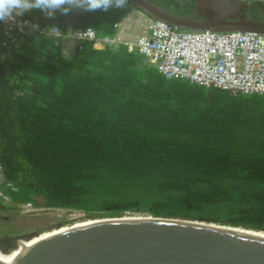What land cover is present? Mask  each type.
<instances>
[{
  "label": "trees",
  "instance_id": "1",
  "mask_svg": "<svg viewBox=\"0 0 264 264\" xmlns=\"http://www.w3.org/2000/svg\"><path fill=\"white\" fill-rule=\"evenodd\" d=\"M122 14L24 15L111 38ZM1 42L0 32V167L15 188L3 190L7 208L145 209L264 230V94L167 80L124 46L80 43L64 55L48 35Z\"/></svg>",
  "mask_w": 264,
  "mask_h": 264
},
{
  "label": "water",
  "instance_id": "2",
  "mask_svg": "<svg viewBox=\"0 0 264 264\" xmlns=\"http://www.w3.org/2000/svg\"><path fill=\"white\" fill-rule=\"evenodd\" d=\"M243 1L200 0L196 10L203 18L191 19L164 11L149 0H127L149 16L185 30L264 33V21L243 14L248 6ZM223 226L227 225L153 216L85 224L55 233L56 237L38 243L15 264H264L263 237ZM38 236L34 231L0 235V251L8 254Z\"/></svg>",
  "mask_w": 264,
  "mask_h": 264
},
{
  "label": "built area",
  "instance_id": "3",
  "mask_svg": "<svg viewBox=\"0 0 264 264\" xmlns=\"http://www.w3.org/2000/svg\"><path fill=\"white\" fill-rule=\"evenodd\" d=\"M115 24L113 37H98L92 27L67 24L60 28L42 27L25 15L9 23L0 22L2 45H14L27 36L52 37L55 49L71 55L80 43L96 50L124 46L138 54L165 79H183L190 83L226 90L236 94H264V33L255 31L185 30L155 19L127 2ZM15 189L4 182L0 167V201L10 202L4 189ZM16 208L28 216L42 208L18 203ZM55 209V208H51Z\"/></svg>",
  "mask_w": 264,
  "mask_h": 264
},
{
  "label": "rangeland",
  "instance_id": "4",
  "mask_svg": "<svg viewBox=\"0 0 264 264\" xmlns=\"http://www.w3.org/2000/svg\"><path fill=\"white\" fill-rule=\"evenodd\" d=\"M264 3V0H260ZM259 1V2H260ZM6 204H3L5 206ZM42 208L38 210L36 216H28L29 212L24 213L15 207L10 209L7 207L0 208V232L5 231L4 228H8L10 232L15 233H26V232H37L40 236V240L43 239L44 235L52 234L54 225L61 226H73L77 222H82L87 219H107L112 218L111 215L107 214H87L82 210L63 209V208ZM145 210V209H143ZM134 211L127 212L119 216L122 218L117 219H137V218H150V214L146 211ZM152 217V216H151ZM116 219V218H115Z\"/></svg>",
  "mask_w": 264,
  "mask_h": 264
},
{
  "label": "clouds",
  "instance_id": "5",
  "mask_svg": "<svg viewBox=\"0 0 264 264\" xmlns=\"http://www.w3.org/2000/svg\"><path fill=\"white\" fill-rule=\"evenodd\" d=\"M126 5L127 0H0V22L9 23L34 9L53 18L57 12L65 16L73 11L107 12L111 8H123Z\"/></svg>",
  "mask_w": 264,
  "mask_h": 264
},
{
  "label": "flooded vegetation",
  "instance_id": "6",
  "mask_svg": "<svg viewBox=\"0 0 264 264\" xmlns=\"http://www.w3.org/2000/svg\"><path fill=\"white\" fill-rule=\"evenodd\" d=\"M149 1L153 2L155 5L159 6L164 11L171 12L172 14H175V15L188 17L191 19H199V18L202 19L203 18V16L198 15L197 10H196V4L200 0H149ZM239 1H243V0H239ZM259 1L260 0L246 1L248 6H247L246 10L243 11V14L246 16L247 19L258 21V22L264 21V3H262L261 1L259 2ZM238 15L240 16L241 14L238 13ZM69 24H72V23H69ZM65 25H67V24L65 23ZM59 225H61V224H59ZM55 226H58V225H54V227ZM55 228H53V229H55ZM4 229H5V231L2 230L0 232V235L22 234V233L10 232L8 230V228H4ZM26 233H28V232H26Z\"/></svg>",
  "mask_w": 264,
  "mask_h": 264
},
{
  "label": "bare ground",
  "instance_id": "7",
  "mask_svg": "<svg viewBox=\"0 0 264 264\" xmlns=\"http://www.w3.org/2000/svg\"><path fill=\"white\" fill-rule=\"evenodd\" d=\"M122 218V217H120ZM150 218H137V219H115V218H107V219H87L82 222H77L73 226H56V228L53 230L52 234H46L44 235L43 239L40 240V237H35L30 241H25L22 243L20 247H17V249H14L13 251L9 252L8 254H4L0 251V264H15L17 260L20 258V256L24 255L27 251L32 249V247H35L38 245V243L42 242L43 240L52 239L56 236H54L55 233H59L58 235L65 233L67 231H70L72 229H75L77 227H80L85 224H92V223H100V222H109V221H134V220H147ZM152 219V218H151ZM226 229L234 230L237 232L246 233L248 235H255L258 237L264 238V232L263 231H254V230H248L247 229H240V228H230L227 226H223Z\"/></svg>",
  "mask_w": 264,
  "mask_h": 264
},
{
  "label": "crops",
  "instance_id": "8",
  "mask_svg": "<svg viewBox=\"0 0 264 264\" xmlns=\"http://www.w3.org/2000/svg\"><path fill=\"white\" fill-rule=\"evenodd\" d=\"M67 23V22H66ZM69 23H71V22H69ZM5 208V207H7V206H3V203L0 201V208Z\"/></svg>",
  "mask_w": 264,
  "mask_h": 264
}]
</instances>
